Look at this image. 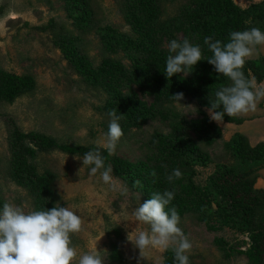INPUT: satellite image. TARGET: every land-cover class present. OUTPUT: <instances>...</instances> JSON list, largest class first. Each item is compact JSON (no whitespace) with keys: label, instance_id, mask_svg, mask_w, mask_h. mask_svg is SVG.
Instances as JSON below:
<instances>
[{"label":"trees","instance_id":"16d2710c","mask_svg":"<svg viewBox=\"0 0 264 264\" xmlns=\"http://www.w3.org/2000/svg\"><path fill=\"white\" fill-rule=\"evenodd\" d=\"M65 17L75 35L53 21L36 28L49 32L52 42L77 75L81 84L104 95L103 110L109 116L115 111L120 116L123 135L133 129L141 130L156 115L161 114V104L174 103L173 94L183 93L184 99L197 105V116L191 119L173 114L168 134L154 132L142 145L143 160L130 162L116 155L104 153L112 174L128 189L141 196L143 202L152 193L173 191L170 207H175L180 218L192 213L199 223L209 230L225 228L246 236V249L227 247L215 241L224 260L235 255L246 258V264H264V189L255 188L258 171L264 167V144H249L242 134L223 144L225 155L231 163L219 164L201 189L193 182L197 165L208 162L206 152L198 143L208 146L217 141L220 129L209 120L204 108L209 109L215 91L230 85L218 74L214 66L202 59L187 75L175 74L167 79L163 73L168 53L162 49L163 38L169 43L183 38L199 43L203 56L211 55L203 45L205 36L226 41L232 31L256 27L264 31V0L241 10L233 0H185L175 16L160 22L161 2L174 0H118L121 16L129 32H121L110 25H101L95 18L94 0H60ZM93 35L108 57L93 64L85 52V42L80 36ZM252 82L264 80V58L246 59L242 69ZM32 77L17 76L0 69V106L12 104L34 90ZM152 96L153 106L146 108L139 95ZM218 111L220 109H217ZM7 131L9 151L8 175L11 181L23 188L34 199L36 209H50L55 205L51 189L54 175L38 173L31 164L39 154L60 152L82 157L95 145L60 144L52 137L38 132H23L13 118L1 115ZM226 122L240 124L241 119L225 115ZM195 134V139L190 137ZM178 168L181 177L168 182L167 176ZM155 172L153 176L151 173ZM4 201L0 198V204ZM119 237L118 234H116ZM171 248L164 252L163 264H174ZM109 261L129 264L117 242L110 245Z\"/></svg>","mask_w":264,"mask_h":264},{"label":"rangeland","instance_id":"374dc122","mask_svg":"<svg viewBox=\"0 0 264 264\" xmlns=\"http://www.w3.org/2000/svg\"><path fill=\"white\" fill-rule=\"evenodd\" d=\"M262 1L233 0L241 10H248ZM184 2H161L160 22L175 16ZM92 7L101 25L129 32L118 0H94ZM50 21L64 26L75 35L60 0H0V69L17 76L32 77L35 87L31 93L21 96L12 104L0 106V198L25 212L37 209L34 199L26 190L15 185L8 175V134L1 115L13 118L23 132L43 133L67 145L101 146L110 123V117L103 110L104 95L81 84L60 51L54 47L52 35L36 30ZM80 38L85 42V52L93 64L113 58L104 53L93 35ZM178 38L184 39L181 33ZM161 47L168 53V41L164 38ZM257 58H264V45L254 46L247 59ZM251 81L254 89H264V80L261 83ZM139 98L146 108L155 103L154 98L146 94L139 95ZM181 104L159 105L158 108H163L162 113L141 130L133 129L129 134L122 135L112 155L130 162L143 160V143L154 132L168 134L172 121H175L173 114L188 119L197 116V105L193 101L186 100ZM203 111L209 118L208 109L204 108ZM231 117L241 119L242 123L212 121L220 129V138L210 146L198 143L208 157L205 165L195 167L193 175L194 184L201 189L206 187L217 165L231 163L229 155L224 152L225 142L242 134L252 146L264 144V98L257 102L254 111ZM190 137L194 140L195 134L190 133ZM82 159L51 152L39 154L31 161L39 174L50 172L54 175L51 189L55 205L67 206L80 217V230L71 236L78 255L103 251L101 255L107 264H113L108 256L111 243L117 242L129 264H163L165 251L149 248L141 257L139 249L127 238L132 232L150 231L149 225L136 221L133 216L135 209L143 203L141 196L128 189L112 173V180L108 184L99 179V174L89 176ZM255 188L264 189V167L257 173ZM178 226L192 245L187 253L190 264H246V258L241 255L224 260L215 243L216 240L223 241L227 247L244 250L247 247L245 235L227 228L209 230L192 213L180 218ZM73 264L76 262L73 261Z\"/></svg>","mask_w":264,"mask_h":264},{"label":"clouds","instance_id":"9594fccd","mask_svg":"<svg viewBox=\"0 0 264 264\" xmlns=\"http://www.w3.org/2000/svg\"><path fill=\"white\" fill-rule=\"evenodd\" d=\"M203 45L211 53L210 56L204 57L201 44L193 43L188 38L170 40L163 71L165 77L171 79L178 73L187 75L199 61L206 59L214 66L216 73L231 82L215 91V98L208 109L210 121L221 122L225 115L231 117L254 111L257 102L264 98V89H254L242 69L253 47L264 45V31L256 27L232 31L226 41L205 36ZM171 96L175 104L182 105V92ZM109 117L110 123L102 145L86 151L82 159L89 176L99 174V179L105 184L112 180V168L106 164L104 153L112 155L123 135L120 116L113 111ZM151 174L156 175L155 172ZM180 177L181 171L175 168L167 180L172 182ZM174 195L169 190L152 193L151 198L133 212L135 220L149 225L150 231L132 232L127 238L139 249L141 257L149 248L162 251L171 248L174 264H190L187 253L192 245L178 226V211L170 207ZM80 227V217L67 206L56 204L50 209L25 212L4 202L0 204V264H73V261L76 264H107L101 255L103 251L78 255L71 236Z\"/></svg>","mask_w":264,"mask_h":264}]
</instances>
